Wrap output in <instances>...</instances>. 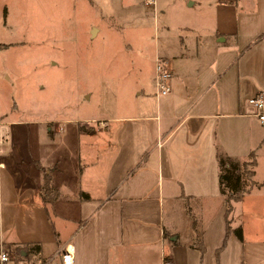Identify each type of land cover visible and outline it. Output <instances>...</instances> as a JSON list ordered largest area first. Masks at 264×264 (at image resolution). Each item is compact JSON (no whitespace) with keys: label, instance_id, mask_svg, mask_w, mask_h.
<instances>
[{"label":"crops","instance_id":"crops-1","mask_svg":"<svg viewBox=\"0 0 264 264\" xmlns=\"http://www.w3.org/2000/svg\"><path fill=\"white\" fill-rule=\"evenodd\" d=\"M87 2L96 59L119 49L151 76L97 114L26 107L1 26L0 247L46 257L69 244L75 264H264V123L249 103L264 91V0H160L156 16L145 0ZM157 56L172 72L164 97Z\"/></svg>","mask_w":264,"mask_h":264},{"label":"rangeland","instance_id":"rangeland-1","mask_svg":"<svg viewBox=\"0 0 264 264\" xmlns=\"http://www.w3.org/2000/svg\"><path fill=\"white\" fill-rule=\"evenodd\" d=\"M5 7L0 29L4 23L9 29L2 41L12 44L1 63L10 65L13 92L23 106L47 102L54 113L97 114L116 95L114 88L119 101H131L133 88L151 76L147 65L140 72L119 49L101 63L96 59L103 41L90 30L97 14L87 0H6Z\"/></svg>","mask_w":264,"mask_h":264},{"label":"built area","instance_id":"built-area-1","mask_svg":"<svg viewBox=\"0 0 264 264\" xmlns=\"http://www.w3.org/2000/svg\"><path fill=\"white\" fill-rule=\"evenodd\" d=\"M160 0H145L146 6L153 9L156 16ZM172 72L167 67L161 57L156 58V95L164 96L171 92L170 81ZM249 103L254 107V115L264 123V91L259 92L249 99ZM1 145V141H0ZM1 156V147H0ZM0 168H5V163L0 162ZM1 231V228H0ZM0 264H75V251L72 245H66L56 250L50 256H41L31 251L15 250L10 247H0Z\"/></svg>","mask_w":264,"mask_h":264},{"label":"trees","instance_id":"trees-1","mask_svg":"<svg viewBox=\"0 0 264 264\" xmlns=\"http://www.w3.org/2000/svg\"><path fill=\"white\" fill-rule=\"evenodd\" d=\"M221 163V168L223 170V173H222V178L223 180H230V178L232 177V175L230 174V172H224V167H225V163L223 160L220 161ZM246 166V163L243 164V167ZM245 173H249V174H252V171H247L245 170ZM235 177V180H236V184L232 187H230L229 189V196H228V199H227V212L231 210V202L232 200H238L240 198V196L242 195V188H239L237 184H239V182L241 181V177L240 176H234ZM57 191L53 188L52 186V183H51V178H50V175H46V178H45V183H44V187H43V192H42V198H43V201L45 203H53L55 202V200L57 199ZM238 235L239 236H242L241 234V230H236ZM231 232V229L230 227H227V235L230 234ZM29 250L31 252H38L40 250L39 246H34V245H31L28 247Z\"/></svg>","mask_w":264,"mask_h":264}]
</instances>
